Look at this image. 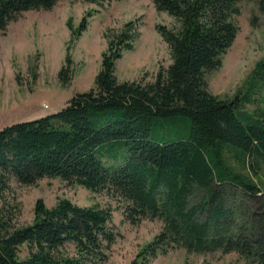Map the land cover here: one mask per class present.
I'll list each match as a JSON object with an SVG mask.
<instances>
[{"label":"trees","instance_id":"trees-1","mask_svg":"<svg viewBox=\"0 0 264 264\" xmlns=\"http://www.w3.org/2000/svg\"><path fill=\"white\" fill-rule=\"evenodd\" d=\"M58 1L0 0V34L23 13L50 10ZM240 1L153 0L177 24L156 26L171 64L158 69L152 82L119 81L116 61L133 48L138 33L135 22L126 23L108 41L92 88L56 113L0 129V198L12 179L27 186L60 179L122 203L133 224L164 221L167 232L132 264L156 257L158 242L169 235L198 251L228 247L238 232L243 246L258 243L264 264V182L251 177L264 163V111L246 112V96L213 95L207 81L237 37ZM70 73L62 67L59 80L67 83ZM243 196L257 207L252 214L258 229L247 236L229 230ZM111 219L109 207L60 199L49 208L38 199L33 222L15 228L0 206V264H104L119 236Z\"/></svg>","mask_w":264,"mask_h":264},{"label":"rangeland","instance_id":"rangeland-1","mask_svg":"<svg viewBox=\"0 0 264 264\" xmlns=\"http://www.w3.org/2000/svg\"><path fill=\"white\" fill-rule=\"evenodd\" d=\"M237 6V37L223 56L222 66L208 74L207 81L209 91L221 99L246 96L244 109L255 114L264 111V0H241ZM130 21L138 26L137 37L133 48L116 61L115 76L119 81L152 82L158 69L171 64L168 46L156 26H177L172 17L156 10L153 0H59L50 10L25 12L10 22L0 34V129L56 113L76 93L92 88L108 41ZM81 23L85 25L82 31ZM66 58L70 67L65 66ZM62 67L71 69L67 83L58 77ZM234 167L245 174L248 171ZM261 167L259 176L251 177L264 182V163ZM200 195L195 193L190 205ZM38 199L49 208L60 199L79 206L111 208V226L119 236L104 264H132L143 248L167 232L159 218L133 224L126 219L122 203L60 179L44 178L31 186L12 179L0 206L12 217L11 225L19 228L33 222ZM237 202L239 209L229 230L247 236V230L258 229L252 214L257 207L245 196ZM236 235L228 247L198 251L182 247L169 235L158 242L160 251L147 264H260L258 243L243 246L245 238L239 232Z\"/></svg>","mask_w":264,"mask_h":264}]
</instances>
